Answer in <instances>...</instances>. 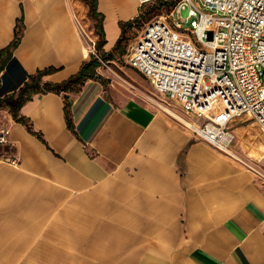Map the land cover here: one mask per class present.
<instances>
[{"label": "crops", "instance_id": "1", "mask_svg": "<svg viewBox=\"0 0 264 264\" xmlns=\"http://www.w3.org/2000/svg\"><path fill=\"white\" fill-rule=\"evenodd\" d=\"M149 1L96 0L105 51ZM72 17L68 0H0V79L9 77L11 59L24 77L52 67L41 83L75 76L86 53ZM27 80L13 81L14 90ZM159 113L135 101L114 104L95 78L75 91L33 94L19 110L32 132L7 111V143L23 155L26 173L0 168V182L31 187L8 194L30 218L33 197L55 203L59 234L41 236L40 245L63 246L66 235L73 253L24 252L33 222L2 221V213L18 210L12 202L0 206V264H264V185L233 165L210 162L183 121L168 112L180 122L167 125ZM18 226L25 234L11 236Z\"/></svg>", "mask_w": 264, "mask_h": 264}, {"label": "built area", "instance_id": "2", "mask_svg": "<svg viewBox=\"0 0 264 264\" xmlns=\"http://www.w3.org/2000/svg\"><path fill=\"white\" fill-rule=\"evenodd\" d=\"M170 19L143 25L127 64L187 116L194 138L244 163L264 185V156L249 164L234 150L238 124L254 122L264 139V0H179Z\"/></svg>", "mask_w": 264, "mask_h": 264}, {"label": "rangeland", "instance_id": "3", "mask_svg": "<svg viewBox=\"0 0 264 264\" xmlns=\"http://www.w3.org/2000/svg\"><path fill=\"white\" fill-rule=\"evenodd\" d=\"M91 1L92 0H68V3L72 9V20L76 26V29L78 26L75 22L74 16L80 23L78 31L80 33L82 46H85L89 50V52L86 53V59L84 62V64H86L84 74L85 76H88L80 79L78 82H72L69 85V89L71 91H75L83 80L87 78H95L101 82L105 96L114 104L122 105L125 102L135 101L147 106L150 109H158L160 110L159 115H161L167 125L176 126L173 121H180L175 119L172 116L173 114L170 115L171 113L169 114L158 103L155 102L156 100L163 103L161 98H159L160 95L151 87L146 78L135 68L127 64L125 56L128 52L129 46L132 44L138 32L146 22L153 19H163L168 22L171 21L170 11L179 0H152L147 3H143L138 10V14L131 21L125 25H122V31L115 46L108 51H105L103 47L104 37L102 33L101 17L95 13L94 9H92ZM188 25L189 21L186 22L185 26ZM171 109L177 112L180 117L188 120L187 116L183 115L181 112L173 108ZM7 111L12 115L6 106H0V132L3 131V138H1L2 135L0 133V168L7 169V173H5V175H8V173L13 170L18 171L19 173H26V164L23 155L18 153L16 149L7 143V135L10 125L3 121ZM185 119L183 121L185 124L191 123H187ZM13 120L17 122L16 119L13 118ZM22 121L25 126H28L26 121ZM183 122L180 123L185 126ZM241 124L236 125L238 144L234 150L240 159H242L245 163L250 164L253 163L252 159H257L260 156H264V139H262L260 136L254 122ZM186 134L188 135L189 133L186 132ZM190 140L205 148V154L203 153V155L208 156L210 162L215 163L216 165H233L237 172L243 175L246 174L250 178V172L247 171L245 164L241 161L228 157L225 153L216 150L201 139L192 138ZM37 177L40 178L39 176ZM33 186L34 184H32V187ZM67 187L68 186L66 185L64 188L65 191L71 192ZM30 189L31 187L28 185L22 187L16 186L15 189H12L10 186V180L4 177V179L0 182V206H3L2 211L5 206L11 205L12 202L16 204V200L12 201L11 197L8 195L9 193H12V196L15 197L16 194H26ZM33 200L35 207L31 213L32 218H30V214L29 216L26 215L25 208L23 206H20L19 204L17 206L16 204L18 210L16 211L15 215L12 214L9 216L8 214L4 216V213H2V221H13L15 217L16 219L14 221L17 222L20 220H26L30 223L32 220L33 241L30 245H22L23 247H27L24 252L33 251L34 253L43 252L44 254H54L59 251V253H64L63 256L65 258H68L69 254H72L73 251L70 248L72 246H68L70 245L68 244L70 240L66 235L62 236L64 237L63 239H65L66 243L63 246L50 241L40 245L41 236L45 235L56 239L55 237H57L59 234L56 231V225H54V222L56 219H58L55 203H52L51 201L46 202L45 199L36 197H33ZM71 200L72 198L70 200L65 198L64 203H71L69 202ZM14 232H17L18 235L20 233L21 235L25 234L24 230L20 229L19 226L17 229L11 231V236L14 235ZM61 241L64 240L61 239ZM82 245L84 244H81V246ZM84 254L85 253L82 252V256H84ZM27 263L45 264V262H40L38 260L28 261ZM52 263L55 264L56 262ZM75 263L83 264V262L79 263V260H77ZM95 263L103 264L99 261L93 262V264ZM143 263L152 264V261L147 260ZM108 264H121V262L111 261L108 262Z\"/></svg>", "mask_w": 264, "mask_h": 264}, {"label": "trees", "instance_id": "4", "mask_svg": "<svg viewBox=\"0 0 264 264\" xmlns=\"http://www.w3.org/2000/svg\"><path fill=\"white\" fill-rule=\"evenodd\" d=\"M92 9H94L95 13L100 16L99 13L96 12V0L91 1ZM102 20V19H101ZM102 25V24H101ZM20 29L16 31L14 41L12 42V46H15L19 40L20 36ZM2 55V52L0 50V56ZM85 65L83 64L80 71L70 79L63 81L60 84H52V83H41L40 82V76L53 71L52 67L45 68L44 70H38L35 74L22 75V69L18 65V63L11 59V63L7 66V72L9 74V77H7V73L3 74L2 78L0 79L2 84L0 85V106H6L9 109V112L12 113V116L14 119L17 120V122H22V120L26 121L22 116L19 114V110L21 106L28 100L31 99L33 94L36 93H44V92H59L61 90L69 89V85L72 82H78L80 79L85 78ZM5 66V62L2 60L0 64V71ZM23 78H27L28 80L24 82L23 86H21L17 91L14 90L15 86L13 85V81L20 82ZM84 81V80H83ZM82 81V82H83ZM8 91H12L11 93H7ZM67 105V104H66ZM66 117L67 116V110L65 109ZM67 123L69 125V118L67 120ZM27 130L29 132H32L30 126H26ZM38 135V134H37ZM39 137V135H38Z\"/></svg>", "mask_w": 264, "mask_h": 264}, {"label": "bare ground", "instance_id": "5", "mask_svg": "<svg viewBox=\"0 0 264 264\" xmlns=\"http://www.w3.org/2000/svg\"><path fill=\"white\" fill-rule=\"evenodd\" d=\"M83 50L85 53L89 52V50L83 46ZM156 103H158L165 111L170 112L171 114H173L174 116H176L177 118H179L181 121H184L185 118L180 117L177 112L173 111L169 106H166L165 104H163L161 101H156ZM186 120V119H185ZM187 123H189V120H186ZM185 124V123H184ZM185 125H189V124H185ZM262 149V148H261ZM229 152H231V150H228ZM257 151V150H256Z\"/></svg>", "mask_w": 264, "mask_h": 264}, {"label": "water", "instance_id": "6", "mask_svg": "<svg viewBox=\"0 0 264 264\" xmlns=\"http://www.w3.org/2000/svg\"><path fill=\"white\" fill-rule=\"evenodd\" d=\"M180 15L182 17H186L187 16V9H180Z\"/></svg>", "mask_w": 264, "mask_h": 264}]
</instances>
